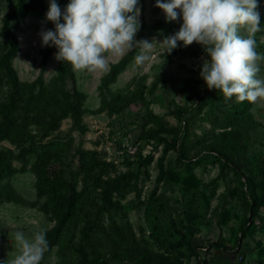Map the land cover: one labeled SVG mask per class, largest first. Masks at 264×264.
<instances>
[{"label": "rangeland", "instance_id": "374dc122", "mask_svg": "<svg viewBox=\"0 0 264 264\" xmlns=\"http://www.w3.org/2000/svg\"><path fill=\"white\" fill-rule=\"evenodd\" d=\"M32 1L33 6L23 22H11L20 46L12 63L22 83L32 82L42 74L45 85L50 87L56 76L58 49L53 47L42 67V52L47 46L42 44L40 33L54 29V23L46 19L49 0ZM16 3L17 0H0V55L6 48L4 15L12 11ZM58 3L63 8L68 0H58ZM139 6L141 26L145 29L142 39L154 40L153 46L145 51L147 58L143 63H137L134 57L109 89H105L110 101L121 94L135 95L134 102L120 113L101 108L99 85L111 65L135 45L122 54L106 53L108 65L104 70L73 67L77 88L85 94L82 116V122L88 127L85 133H80L71 117H64L57 129L44 135L49 109L40 104L29 112L30 120L20 145L9 139L0 140L1 151H13L10 162L16 169L12 176L0 182L2 190L11 191L16 197H4L0 204V260L18 254L14 240L17 231L32 237L35 232L44 230L49 249L46 248L40 264H88L83 262V255L101 259L95 264H130L144 249L169 256L172 264H202L199 259H205L208 264H264V208L238 241L240 224L247 215L246 204L237 178L230 170L222 169L214 154L203 148L211 141L212 132L222 130L213 129L211 122L200 119L205 110L195 116L189 130L188 155L182 160L175 149L164 151L162 143L154 142L151 143L152 158L145 163L124 155L128 153L122 156L114 152L113 147L109 155L107 147L113 136L142 139L145 130L142 122L149 112L162 116L168 125L178 124L171 111L175 104H189L182 92L184 80H204L200 72L207 54L201 44L193 42L183 46L180 42V46L169 53L159 42L179 30L182 20L168 22L156 0H140ZM259 10L262 26L251 35L256 40L257 51L264 54V0H260ZM241 34H249L243 26ZM182 49L187 51L181 52ZM140 52L141 48L137 54ZM257 63L261 69L257 75L264 79V58ZM67 87L71 88L69 81ZM11 90L6 75L0 70V103H4ZM229 100L223 98L224 102L220 103L219 117L231 108ZM20 111L18 109L14 115ZM241 122L238 128L247 151L264 159V97L251 101ZM18 124L24 125V121L20 118ZM166 136L171 138L172 134ZM181 141L182 138L179 143ZM79 149L95 150L100 158L115 165L107 168L104 179L130 173L133 176L128 181L130 184L135 181L137 188L129 185L122 195L114 193L113 204L106 205V193L88 186L79 198L81 202L73 218L52 238L55 220L45 206L46 195L38 194V169L46 161L50 175H57L64 168V180H70L72 176L65 164H70L72 170L78 169ZM84 185L80 173L77 189L82 190ZM85 225L90 227V239L83 245ZM210 241L234 247V250L219 249L211 246ZM198 250L199 257L195 254Z\"/></svg>", "mask_w": 264, "mask_h": 264}, {"label": "trees", "instance_id": "16d2710c", "mask_svg": "<svg viewBox=\"0 0 264 264\" xmlns=\"http://www.w3.org/2000/svg\"><path fill=\"white\" fill-rule=\"evenodd\" d=\"M32 6V0H17L16 7L5 14L3 19L6 48L0 55V70L6 75L12 90L4 103H0V140L9 139L17 146L24 140L26 124L30 120L29 112L35 105L44 104L46 109H49L47 129L44 135L57 129L59 121L64 117H71L73 125L81 134L88 130L87 125L82 122L85 94L77 88L76 74L70 62L58 61L56 76L50 87L45 85L42 74L32 82L22 83L13 66L12 61L20 51V46L11 22L15 21L21 24ZM144 32V26H141L137 40L142 39ZM181 44L183 45L182 42ZM53 47L47 46L43 50L42 67L45 66ZM139 48L135 45L119 61L113 63L109 71L101 77L99 85L101 108L108 107L112 112L120 113L136 100L135 95L123 96L118 94L114 101H110L105 89H109V85L117 79V76L137 55ZM186 51L187 49L181 50V52ZM188 52L197 54L195 50ZM68 81L71 83L70 89L67 87ZM184 86L182 92L185 98L189 100V104H175L171 111L178 124L168 125L162 116L149 112L142 122L145 130L141 138L146 142H154L156 145L162 143L164 151L175 149L179 152V159L182 160L188 155L189 130L194 123L195 116L205 110L200 119L211 122L213 129L219 127L222 130L218 133L212 132L211 141L203 148L212 152L220 167L230 170L241 185L240 193L246 204L247 215L240 224L241 236L238 238L240 241L249 230L253 218L257 216L261 208H264V159H260L247 151L246 145L241 141L242 133L238 128L251 101H237L234 97L229 98L228 103L231 104V108L227 112H222L219 117L217 113L221 109L220 103L224 102L223 98L227 99V97L223 96L218 89H210L205 80L194 79H185ZM18 109L21 111L14 115ZM20 118L24 121V125L18 124ZM169 133L172 134L171 138L166 136ZM181 138L182 141L179 143ZM12 152L11 149L0 150V182L3 178L10 177L16 172L15 167L10 162ZM78 154V169L72 170L70 164H65L68 168L67 171H70L72 176L70 180H64L66 172L64 168H61L57 175H50L45 164L46 161L42 162L38 169L40 179L37 183V191L40 196L46 195L45 206L55 220L52 238H55L73 218L78 204L81 202L79 198L88 186L94 190L102 189L106 193V205L113 204L114 193L118 196L122 195L129 185L137 188L135 181L132 184L128 181V178L133 176L130 173H118L110 179H104L103 174L107 172V168H114L115 165L108 163L104 158H100L97 151L79 149ZM151 158V153L146 156L139 154L135 161L145 163ZM80 173L83 174L85 182L82 190L77 189V176ZM64 185L66 187L62 188ZM4 197L7 199L16 198L11 191L2 190L0 186V204ZM82 232V244L84 245L90 239V227L85 225ZM209 244L222 250H234V247H227L218 242L210 241ZM47 249H49L48 246ZM195 254L199 257V250ZM169 259V256L157 255L144 249L139 258L130 264H172ZM199 260L202 264H208L205 259ZM100 261L99 258L89 259L83 255V262L88 264H95V262Z\"/></svg>", "mask_w": 264, "mask_h": 264}, {"label": "clouds", "instance_id": "9594fccd", "mask_svg": "<svg viewBox=\"0 0 264 264\" xmlns=\"http://www.w3.org/2000/svg\"><path fill=\"white\" fill-rule=\"evenodd\" d=\"M260 0H156L168 22L182 20L179 30L161 42L172 52L180 46L197 42L207 54L201 66V77L207 86L218 89L223 96L237 101H255L264 97V79L251 33L261 26ZM140 0H68L62 8L58 0H49L46 19L54 29L42 30L44 46H55L58 60L68 61L75 69L104 70L106 53L122 54L134 45L141 48L137 63L153 41L136 40L141 28ZM248 35L241 34V27ZM135 41V43H133ZM14 240L18 254L0 264H40L49 244L46 232L37 231L32 237L17 231Z\"/></svg>", "mask_w": 264, "mask_h": 264}, {"label": "built area", "instance_id": "2783aa9c", "mask_svg": "<svg viewBox=\"0 0 264 264\" xmlns=\"http://www.w3.org/2000/svg\"><path fill=\"white\" fill-rule=\"evenodd\" d=\"M151 143L152 142H146L138 137L133 139L129 135H125L123 138H120L119 135H116L113 136L112 143L109 145L110 147L108 146L107 148L109 150V155H112L111 149L113 147V151L119 153L120 155L128 153L124 155H129L132 156V158H136L139 154L146 156L147 154L151 153Z\"/></svg>", "mask_w": 264, "mask_h": 264}]
</instances>
